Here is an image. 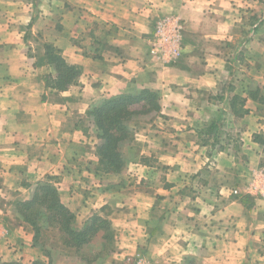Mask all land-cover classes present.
<instances>
[{
  "label": "crops",
  "instance_id": "0c3cea01",
  "mask_svg": "<svg viewBox=\"0 0 264 264\" xmlns=\"http://www.w3.org/2000/svg\"><path fill=\"white\" fill-rule=\"evenodd\" d=\"M163 15L182 26L168 62L149 54ZM43 43L81 69L64 90L35 64ZM146 88L160 110L130 123L119 173L97 172L88 109ZM260 99L264 0H0V264L48 262L15 207L46 178L77 227L107 215L116 258L264 264ZM219 116L217 137L207 134Z\"/></svg>",
  "mask_w": 264,
  "mask_h": 264
},
{
  "label": "trees",
  "instance_id": "16d2710c",
  "mask_svg": "<svg viewBox=\"0 0 264 264\" xmlns=\"http://www.w3.org/2000/svg\"><path fill=\"white\" fill-rule=\"evenodd\" d=\"M35 16L32 18L33 21ZM43 52L36 57V65H46L49 71L44 74V82L53 89L64 90L79 77L81 69L78 65L69 64L61 51L50 43H43ZM251 94V93H250ZM253 95V93H252ZM263 100L264 99H260ZM237 96L231 100V109L238 112ZM244 102V101H241ZM160 110L157 92L142 89L136 92H124L118 95L104 97L94 102L87 111L90 122L94 125L98 142L95 145L97 157L95 170L103 173H119L125 166V144L132 137L130 123L139 116ZM220 117L210 122L206 133L220 131ZM254 141L264 149V133L253 135ZM15 207L21 218L27 222L34 233V243L47 228H53L61 239L64 248L79 251L89 244L98 234L102 233L103 242L113 240L110 220L105 213H94L81 227H77L74 213L62 203L55 184L46 178L37 183L31 197L15 202ZM45 223L46 225H44ZM49 259L50 255L48 253ZM192 260H188L190 264ZM36 264H44L37 261ZM50 264V260H49Z\"/></svg>",
  "mask_w": 264,
  "mask_h": 264
},
{
  "label": "rangeland",
  "instance_id": "374dc122",
  "mask_svg": "<svg viewBox=\"0 0 264 264\" xmlns=\"http://www.w3.org/2000/svg\"><path fill=\"white\" fill-rule=\"evenodd\" d=\"M46 225L45 223H43ZM112 228V227H111ZM102 233L98 234L89 244L83 246L79 251L64 248L61 244L59 235L53 228H47L39 237L38 244H42L45 250L48 262L44 264H124L126 257H115V253L121 250L122 244L117 243L121 234L119 235L115 229L112 228L113 240L105 244ZM125 245L122 246L124 248ZM40 247V246H39ZM120 248V250H119ZM143 248V247H142ZM160 248V247H159ZM42 250V248L40 247ZM50 255V259L48 256ZM145 260L148 264H167L168 261L161 258L150 257L151 253L141 250ZM188 260L184 261L187 264Z\"/></svg>",
  "mask_w": 264,
  "mask_h": 264
},
{
  "label": "built area",
  "instance_id": "2783aa9c",
  "mask_svg": "<svg viewBox=\"0 0 264 264\" xmlns=\"http://www.w3.org/2000/svg\"><path fill=\"white\" fill-rule=\"evenodd\" d=\"M181 22L173 15H163L155 24L154 35L149 42V54L161 62H168L178 54L180 48ZM236 193V190H234ZM125 264H148L139 254L127 257Z\"/></svg>",
  "mask_w": 264,
  "mask_h": 264
}]
</instances>
